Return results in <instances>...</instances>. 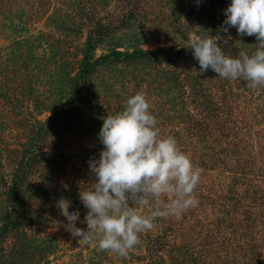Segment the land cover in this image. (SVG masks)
Returning <instances> with one entry per match:
<instances>
[{
	"label": "trees",
	"instance_id": "trees-1",
	"mask_svg": "<svg viewBox=\"0 0 264 264\" xmlns=\"http://www.w3.org/2000/svg\"><path fill=\"white\" fill-rule=\"evenodd\" d=\"M36 1L0 0V9L11 16L21 17L22 23L17 26L24 27L37 16L33 5ZM40 1L41 12L45 13L48 6H53L58 15L56 22L61 20L58 22L60 29L82 33V24L76 27L65 24L64 19L68 13L62 11L63 0ZM112 1L132 4L130 8H125L119 22L109 24L104 21L100 6L101 2L108 5L107 2ZM152 1L160 4L167 0ZM141 2L78 0V5H82L77 7L81 8L80 13L83 14L84 10L91 19L96 20H92L94 23L91 22L92 25L86 28L87 34L80 44V58L76 61L75 73L67 74L63 70L68 64L64 62L65 57L62 62L56 63L60 70H47L53 79L58 75L66 77L68 90L56 86L54 90L60 98L56 100L54 112L44 121H36L41 125L45 121L57 119L68 113L76 101L87 99L85 82L101 65L163 63L166 66L167 86L173 91V95L166 91L168 98L165 102L185 107L182 110L176 108L173 112L168 110L163 114L174 127L157 126L162 136H173L177 146L191 158L194 166L202 169L199 185L195 189L199 203L187 210L180 219H155L153 229H158L140 234L141 238L146 239L144 244L149 251L141 257L142 264H167L168 260L172 264H264V123L252 113L257 107L264 106V98H257L255 89L249 88L243 79H221L211 69L200 73L199 63L193 57L192 50L185 47L190 36L187 31L198 22L200 33L197 35L218 40L225 55L233 58L238 57L240 50L249 54L255 51L256 37L237 35V29L229 27L232 39L228 44H223L227 34L220 31V28L225 20L224 9L231 0H199L195 5L184 2L181 6L184 8V17H177L178 33L183 39L181 44L145 48L131 40L133 44L124 47L113 36L117 35V29L129 28L124 21L131 19L132 14L139 13L136 8L141 6ZM108 38L112 41L111 46L96 55L99 45ZM42 39L45 40L42 33L17 39L8 54L0 55V94L13 104L18 105L16 91L25 93L33 89L30 83L31 63L34 60L42 61L38 52L40 47L44 42L53 45V42ZM60 41L57 40L58 43ZM61 51L65 54V50ZM261 89L264 90V87ZM241 98L248 101L245 107L239 101ZM19 104L24 107L23 102ZM48 108L45 105L43 109ZM153 115L156 117L157 113ZM28 146L24 149L6 192L12 215L6 216L1 232L16 229L31 217L27 204L39 185L24 175V172L27 167L41 165V148L34 142ZM189 150L193 152L188 153ZM209 169H217L218 174L209 173ZM148 212L149 208H144L141 213Z\"/></svg>",
	"mask_w": 264,
	"mask_h": 264
},
{
	"label": "rangeland",
	"instance_id": "rangeland-1",
	"mask_svg": "<svg viewBox=\"0 0 264 264\" xmlns=\"http://www.w3.org/2000/svg\"><path fill=\"white\" fill-rule=\"evenodd\" d=\"M77 2L78 0H63L62 11L68 13L64 19L65 24H72L74 27L82 24V33L78 30L60 29L58 22L61 20L56 22L58 15L53 6L46 7L47 12H41L40 0L33 4L37 16L24 27L17 26L22 21L21 17L11 16L0 9V55L8 54L15 40L40 33L45 35V40L42 41L53 42V45L44 42L40 47L38 52L42 61H32L30 83L33 89L25 93L16 91L18 105L0 94V264H142L141 257L149 252L144 244L146 239L141 238V235L140 243L126 258H122L110 252L97 251L95 241L85 242L80 237H73L63 226L56 227L57 221L67 223L56 206V201L64 197L71 201L69 212L79 210L80 218L76 227L87 230V225L83 222L87 209L81 203L79 193L95 180L88 161L98 159L103 149L98 133L104 117L122 111L125 101L139 92L145 94L150 104V112L157 113V124L161 127H174L173 123L164 118L166 111L173 112L176 108L182 110L185 107L165 102L168 98L166 91L171 92V95L173 91L167 86L166 66L163 63L106 64L99 66L86 80L84 91L87 99L76 101L68 113L39 125L36 120L47 119L54 112L56 100L60 98L54 88L57 86L68 90L69 84L64 76L58 75L53 79L47 74V70H60L56 63L62 62L65 57L64 62L68 64L63 70L67 74L75 73L76 61L80 58V44L87 34L86 28L94 23L92 20H96L91 19L84 10L81 14V8L77 7L82 5ZM112 2H107L108 5L101 2L100 6L104 21L109 24L119 22L125 8H130L132 4L124 1ZM184 2L192 5L197 3L195 0H167L159 4L152 0H142L141 6L136 8L139 13L132 14L131 19L124 21L129 28L117 29V35L113 38L124 47L131 46V40L145 48L181 44L183 39L178 33L177 17H184V8H181ZM199 27L198 22L187 33L197 35L200 33ZM58 39L61 40L59 43ZM109 40L110 38L105 39L99 45L96 55L111 46L112 41ZM61 49L65 50V54H62ZM44 58L46 59L43 60ZM48 60L52 63L49 64ZM58 73L61 74V71ZM255 93L257 98H264L261 87L255 88ZM153 96V99L150 98ZM239 101L243 107L248 104L247 99L245 101L241 98ZM19 102H23L24 107ZM120 102L121 105H118ZM43 104L49 106L48 110L43 109ZM252 113L264 123V106L257 107ZM31 142L41 148V165L27 167L24 172V175L35 180L40 187L33 191L27 204L31 217L20 227L1 232L6 216L12 215L6 192L24 149ZM213 172L218 174L217 169H209V173ZM136 207L137 211H144L143 207ZM153 223L155 225L154 221ZM35 242L37 243L34 244ZM167 264H172V261L168 260Z\"/></svg>",
	"mask_w": 264,
	"mask_h": 264
},
{
	"label": "clouds",
	"instance_id": "clouds-1",
	"mask_svg": "<svg viewBox=\"0 0 264 264\" xmlns=\"http://www.w3.org/2000/svg\"><path fill=\"white\" fill-rule=\"evenodd\" d=\"M224 13L223 44L232 39L229 27H235L237 35L256 37L255 51L240 50L233 58L225 55L218 40L198 35H190L185 47L192 50L200 73L211 69L221 79H243L252 89L264 87V0H231ZM98 139L103 145L99 158L88 161L95 180L79 193L87 209V230L76 227L79 210L69 212L71 201L64 197L56 206L67 223L57 221L56 227L85 242L95 241L97 251L126 258L140 243V234L155 227V219H180L198 205L195 189L202 169L173 136L161 135L142 92L130 96L122 111L103 118ZM136 206L149 208L148 214Z\"/></svg>",
	"mask_w": 264,
	"mask_h": 264
}]
</instances>
